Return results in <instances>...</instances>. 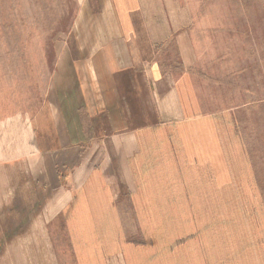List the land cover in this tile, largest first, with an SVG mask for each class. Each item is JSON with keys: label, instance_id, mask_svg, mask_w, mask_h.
Here are the masks:
<instances>
[{"label": "rangeland", "instance_id": "obj_1", "mask_svg": "<svg viewBox=\"0 0 264 264\" xmlns=\"http://www.w3.org/2000/svg\"><path fill=\"white\" fill-rule=\"evenodd\" d=\"M139 2L142 9L129 14L141 26L136 37L152 38L157 72L195 87L180 89L183 114L213 120L221 157L213 168L189 162L169 125L143 130L141 150L129 162L131 180L95 172L89 213L73 224L66 209L48 226L55 258L60 264H264V0ZM108 4L0 0V132L4 126L13 132L15 153L27 146L22 123L51 88H78L71 70L89 80V21L98 33ZM147 61L139 69L149 76ZM131 105V112H145L143 104ZM153 114L152 107L144 122ZM213 169L229 180L215 179ZM84 239L89 250H81ZM38 251L2 249L0 263L21 264L28 257L22 253ZM46 252V259L54 257Z\"/></svg>", "mask_w": 264, "mask_h": 264}, {"label": "crops", "instance_id": "obj_2", "mask_svg": "<svg viewBox=\"0 0 264 264\" xmlns=\"http://www.w3.org/2000/svg\"><path fill=\"white\" fill-rule=\"evenodd\" d=\"M141 9L139 0H110L101 10L106 20L97 23L101 35L89 21V80L81 73L79 79L76 70H71L78 88H51L36 113L22 123L26 147L15 153L13 132L6 126L0 132V214L6 212L0 218V250H39L22 253L28 257H22L21 264H60L48 226L66 209L68 222L73 224L81 221V212L89 213V180L95 172L105 175L109 171L118 176V183L131 180L129 162L141 150L143 130L169 125L186 160L203 166L209 163L212 168L220 160L213 120L183 114L180 92L195 87L174 73L157 72L148 46L152 38L136 37L141 26L129 20V14ZM109 12L114 15L108 16ZM140 23L149 27L147 22ZM139 41L147 45L144 56L138 53ZM186 51L181 46L188 64ZM147 59L149 76L139 69ZM130 104H143L145 112H131ZM152 107L153 120L144 122ZM213 174L215 179L224 177L223 183L229 180L225 172L213 169ZM46 250L54 257L46 259ZM81 250H89L86 240Z\"/></svg>", "mask_w": 264, "mask_h": 264}]
</instances>
